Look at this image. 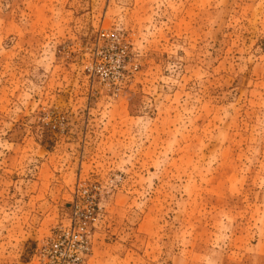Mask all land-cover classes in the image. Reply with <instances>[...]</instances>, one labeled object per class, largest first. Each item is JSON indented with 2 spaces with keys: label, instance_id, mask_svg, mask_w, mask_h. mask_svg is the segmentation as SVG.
I'll return each instance as SVG.
<instances>
[{
  "label": "rangeland",
  "instance_id": "1",
  "mask_svg": "<svg viewBox=\"0 0 264 264\" xmlns=\"http://www.w3.org/2000/svg\"><path fill=\"white\" fill-rule=\"evenodd\" d=\"M81 220L83 264H264V0H0V264Z\"/></svg>",
  "mask_w": 264,
  "mask_h": 264
},
{
  "label": "built area",
  "instance_id": "2",
  "mask_svg": "<svg viewBox=\"0 0 264 264\" xmlns=\"http://www.w3.org/2000/svg\"><path fill=\"white\" fill-rule=\"evenodd\" d=\"M77 213L78 211L75 212V217ZM87 226L88 222L81 220L69 229H61L46 250V263L83 264L89 251L86 240Z\"/></svg>",
  "mask_w": 264,
  "mask_h": 264
}]
</instances>
